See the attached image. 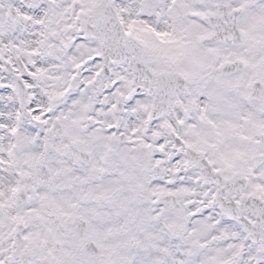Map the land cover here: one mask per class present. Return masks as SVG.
<instances>
[{
  "label": "snow or ice",
  "instance_id": "6c2138e0",
  "mask_svg": "<svg viewBox=\"0 0 264 264\" xmlns=\"http://www.w3.org/2000/svg\"><path fill=\"white\" fill-rule=\"evenodd\" d=\"M0 264H264V0H0Z\"/></svg>",
  "mask_w": 264,
  "mask_h": 264
}]
</instances>
